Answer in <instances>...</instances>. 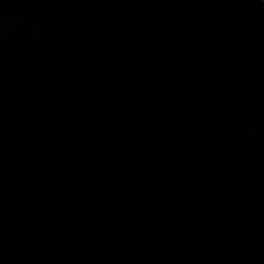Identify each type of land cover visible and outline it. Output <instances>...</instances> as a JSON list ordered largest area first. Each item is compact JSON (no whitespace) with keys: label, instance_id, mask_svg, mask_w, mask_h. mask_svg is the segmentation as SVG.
<instances>
[{"label":"water","instance_id":"obj_1","mask_svg":"<svg viewBox=\"0 0 264 264\" xmlns=\"http://www.w3.org/2000/svg\"><path fill=\"white\" fill-rule=\"evenodd\" d=\"M0 264H264V0H0Z\"/></svg>","mask_w":264,"mask_h":264}]
</instances>
